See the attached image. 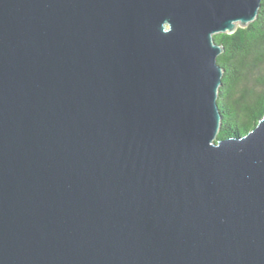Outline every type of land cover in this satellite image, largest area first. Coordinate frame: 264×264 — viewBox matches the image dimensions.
Instances as JSON below:
<instances>
[{"label": "water", "instance_id": "1", "mask_svg": "<svg viewBox=\"0 0 264 264\" xmlns=\"http://www.w3.org/2000/svg\"><path fill=\"white\" fill-rule=\"evenodd\" d=\"M262 1L0 0V264H264L213 38Z\"/></svg>", "mask_w": 264, "mask_h": 264}, {"label": "trees", "instance_id": "2", "mask_svg": "<svg viewBox=\"0 0 264 264\" xmlns=\"http://www.w3.org/2000/svg\"><path fill=\"white\" fill-rule=\"evenodd\" d=\"M213 38L224 49L217 57L223 69L217 98L222 121L217 138L244 135L264 115V0L253 22Z\"/></svg>", "mask_w": 264, "mask_h": 264}]
</instances>
